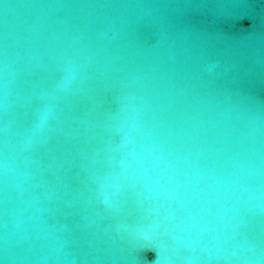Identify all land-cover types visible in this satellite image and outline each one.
I'll use <instances>...</instances> for the list:
<instances>
[{
  "label": "water",
  "instance_id": "95a60500",
  "mask_svg": "<svg viewBox=\"0 0 264 264\" xmlns=\"http://www.w3.org/2000/svg\"><path fill=\"white\" fill-rule=\"evenodd\" d=\"M0 264H264V0H0Z\"/></svg>",
  "mask_w": 264,
  "mask_h": 264
},
{
  "label": "snow or ice",
  "instance_id": "6c2138e0",
  "mask_svg": "<svg viewBox=\"0 0 264 264\" xmlns=\"http://www.w3.org/2000/svg\"><path fill=\"white\" fill-rule=\"evenodd\" d=\"M5 7H7V5H5ZM141 240L142 241H146V242H150L153 240V236L151 233H148V232H145V233H142L141 234ZM151 245L150 243L149 244H144L142 247H145V246H149ZM154 246V245H152ZM155 247V246H154ZM156 248V247H155ZM157 249V248H156ZM158 250V249H157ZM159 251V250H158Z\"/></svg>",
  "mask_w": 264,
  "mask_h": 264
},
{
  "label": "clouds",
  "instance_id": "9594fccd",
  "mask_svg": "<svg viewBox=\"0 0 264 264\" xmlns=\"http://www.w3.org/2000/svg\"><path fill=\"white\" fill-rule=\"evenodd\" d=\"M249 251H251V249H249Z\"/></svg>",
  "mask_w": 264,
  "mask_h": 264
}]
</instances>
